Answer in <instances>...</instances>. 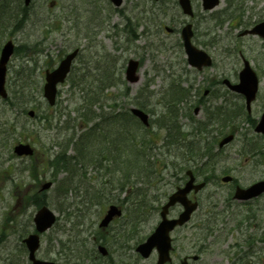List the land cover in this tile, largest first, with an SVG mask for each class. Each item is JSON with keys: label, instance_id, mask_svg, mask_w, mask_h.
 Here are the masks:
<instances>
[{"label": "rangeland", "instance_id": "374dc122", "mask_svg": "<svg viewBox=\"0 0 264 264\" xmlns=\"http://www.w3.org/2000/svg\"><path fill=\"white\" fill-rule=\"evenodd\" d=\"M54 1L52 4V0H35L31 9V13L40 16L41 20L44 17L45 24L27 27L20 32L10 26V30L0 34V44L12 38L20 46L9 64L10 72L14 73L10 88L13 90L18 85L28 88L27 94L20 95L16 107L10 104L13 95H9L8 101L0 99V264L27 260L22 239L27 225L34 224L38 208L34 199L37 197H42L58 215V223L42 237L40 257L58 259L59 250L63 254L62 241L76 244L84 236L88 248L93 245L92 238L109 236L106 240L112 257L101 260L102 264L122 261L156 264V254L142 259L134 247L137 240L154 229L161 204L176 189L179 174H173L172 169L173 164H180V152L184 148L171 147V152H167L168 138L165 142L161 138L157 146L150 145L151 138L160 139L159 136L163 135L164 118L190 128H193V122L199 126L205 116L193 111L198 97L204 96L207 88L211 89L218 79L238 82L243 57L251 62L261 78L260 93L252 105V113L248 115L243 111L237 120L242 134L228 145L226 151L217 152L214 160L207 164L205 160L201 161L206 168L203 173L195 169L201 179L208 178L211 182L198 195L201 207L192 221L194 225L183 232L199 237L198 245L204 247L196 264H264V196L245 205L232 202L234 183L245 187L264 179V136L255 132L253 123L260 118L264 108V38L241 35L245 29L264 20V0H222L213 11L203 10L202 0H193V19L184 15L177 0L158 3L124 0L119 8L109 0H98L100 7L95 5L93 9L85 8L88 3L85 0ZM164 9L167 10L162 12ZM187 20L194 23L195 43L214 58V64L203 71L193 70L185 64L184 51L182 53L178 48L179 32L170 34L165 30V25L180 29ZM28 21L34 20L30 18L25 22ZM126 22L128 26L123 29ZM97 27H101L98 34L92 31ZM129 28L134 31H127ZM118 30L122 32L118 33ZM27 42L32 45H26ZM72 44L84 47L82 54L75 61L69 79L58 87V104L49 107L43 97L44 72L47 67H54ZM161 45L164 49L160 50ZM130 57L142 59L141 78L134 84L127 82L124 73ZM90 69L108 77L102 76V82L76 79L77 72ZM29 87L34 90L30 97ZM179 88L187 96L185 101L181 102L182 97L175 93ZM214 90L224 91V84L219 83ZM234 100L240 109L242 104L245 108L243 98L235 97ZM23 102L27 103L24 108ZM141 104L147 106L145 110L152 119L156 118V124L153 123L150 129L140 124L130 112L132 105ZM30 108L36 111L37 119L29 116L27 110ZM119 111L123 112L127 124L117 121L115 125L103 119L108 112H113L118 119ZM170 111H174L175 116H169ZM45 119L58 120L59 123L52 130H44L47 128L43 129L35 120ZM98 119L102 121L91 141L90 157L83 158L76 147L68 149L71 154L79 155L80 167L89 165L90 171L84 174L77 167L71 174V170L50 168V157L62 152L59 144L70 139L67 135L73 138L76 134L86 133L87 126ZM64 122L73 125L72 132L58 128ZM193 135L194 140H200V136ZM121 139L126 143L122 140L121 144L115 145L114 142ZM21 141L34 145L32 158L14 153L15 144ZM213 147L214 152L218 145ZM132 148L144 150L149 158H142L139 165L112 160L118 149L127 156L119 160H129L133 157ZM155 156L159 160L157 168L154 169V165L144 170L145 162ZM99 163L104 164L100 170L92 167ZM164 163L167 165L165 169ZM153 170L156 173L150 179L147 171ZM227 174L234 177L233 184L221 180ZM45 180L54 181V185L40 192V184ZM64 187L66 192L62 190ZM162 193L164 195L159 196ZM113 201L121 203L118 204L124 207L125 217L114 222L107 231L101 230L100 218ZM179 210L180 207H175L171 214ZM209 219L213 223H207ZM82 220L83 223L79 224ZM126 221L125 230L122 226L119 238L113 240L112 232L116 233V228ZM129 222H132L131 226ZM137 223L139 228L132 234ZM172 236L175 238L176 263L181 256L198 253L193 242L188 240L187 245H183L178 231ZM125 240L130 244L127 250L123 248ZM75 248H81V245L76 244ZM122 251L127 253L126 256ZM85 263L93 264L88 259Z\"/></svg>", "mask_w": 264, "mask_h": 264}, {"label": "water", "instance_id": "95a60500", "mask_svg": "<svg viewBox=\"0 0 264 264\" xmlns=\"http://www.w3.org/2000/svg\"><path fill=\"white\" fill-rule=\"evenodd\" d=\"M116 2V4H120L122 0H113ZM181 4H183L185 11L188 13H191V5L189 4V0H180ZM219 0H204V4L206 8H213L216 4H218ZM190 25L184 28L183 30V37L185 38V48L187 49L189 53V59L190 62L193 65H197L198 67H202L203 65L210 64L211 63V58L208 56L206 52H203L196 48L195 46L192 45L191 43V36H192V30H191ZM252 32H256L259 34L264 35V22L260 23V25L256 26ZM12 45L8 43L6 45V49L3 52V58L1 59L0 62V93L3 96H6V91L4 90V83H5V74H6V68H5V63L7 59L9 58L8 56L12 52ZM76 51L72 52V54L68 55L65 60L62 61L61 66L52 71L47 75L48 77V83L45 84V95L46 97L50 100L51 104L55 102V94H56V83L59 81H62L65 78L66 73L70 69V63L73 59V57L76 55ZM130 65L128 68V73L129 77L131 80H137L139 76L136 75L135 71L139 66V62L135 60L130 61ZM241 79L242 83L238 85L236 88L238 90H242L246 93L247 95V100L249 101L248 103H251L252 98H254L255 93H256V88H257V83L258 79H256V75L254 71L249 68L248 64H246L245 69L241 73ZM133 111L135 114H137L139 117H141L146 123H148V117L147 114L144 113L142 110H139L137 108H134ZM259 130L264 131V118L261 122V124L258 127ZM32 149L29 145H24L20 144L19 146L16 147V152L18 154H32ZM191 180L187 184L185 188L179 189L175 194H173L166 206L163 207L162 210V216H165V214L168 212V208L171 205H174L176 202L181 201L186 205V211L181 214V218L179 220H169L167 221L164 219L163 222L160 223L158 226V230L156 233L151 235L147 241V243L141 245L139 247L140 250L143 251V253L148 256L149 252L151 251L153 246H157L160 251V264H163L167 259L170 251V238H168V233L169 230L174 228L173 226L176 225L177 223H182L186 220L189 219V214L192 210H194L197 206L196 203L194 204H189V201L186 200V194L189 191L191 187ZM51 185V182H46L45 185H43V188H48ZM197 189L199 188L198 186L196 187ZM240 190V189H239ZM264 191V182H259L256 183L255 186L245 189V190H240L237 194L238 197L240 198H249L252 196H256V194H259ZM120 214V211L118 210L117 207L112 206V209L108 212V214L105 216V220L103 223H108L109 220H111L114 215ZM35 222L37 223L38 229L40 231H43L47 229L50 225L55 222V214L52 210H50L47 206H43L41 209H39V212L35 216ZM37 242V237H30L28 239V243H30L31 246V255H33L35 249L37 248L38 244Z\"/></svg>", "mask_w": 264, "mask_h": 264}, {"label": "bare ground", "instance_id": "6f19581e", "mask_svg": "<svg viewBox=\"0 0 264 264\" xmlns=\"http://www.w3.org/2000/svg\"><path fill=\"white\" fill-rule=\"evenodd\" d=\"M17 1H19L22 5H25L26 3H30V0H17ZM85 1H88V3L85 6L86 9H93V7L95 5H97L98 7H100V5H101V3H99L98 0H85ZM190 1L192 2V0H190ZM20 11L23 12V10L21 9V7H20ZM87 11H89V10H87ZM25 14L29 17V19L31 18L34 21L22 22L21 21V18H17L15 20V23L13 25L18 24V27H20V29H18L17 31H19V32L22 31V30H24V29H26L27 27H32V28L35 27L36 28V27H38V25H41V24L43 25V24L46 23V22L44 23V21H45L44 17L41 20L40 19L41 17L39 16L40 17L39 18L38 15H36V14H32V13L31 14L30 13H25ZM17 15L18 14H16L15 17H17ZM10 28L11 27L6 26V24H3V23L0 22V29L2 30L3 33H5V31L10 30ZM146 28H149V27H146ZM52 31H54V30H52ZM92 31H94V33L98 34L101 31V27H97L96 29L93 28ZM117 32L118 33H121L122 31L121 30H118ZM85 35H86V33H85ZM10 40H13V39L10 38ZM25 44L26 45H29V46L32 45L30 42H27ZM79 48L82 51L84 47H80L79 46ZM161 49H164V46L163 45L160 46V50ZM185 64L188 65L193 70H196V69H194V67L191 64V62L189 61V59L185 61ZM77 76L78 77L76 79H78V81H83L85 79H92L91 82H96V81L102 82L103 81V77H102L103 75H101V73L99 75L98 73L93 72L92 69L87 70L86 72H85V70H83L81 72H77ZM224 87H225L226 90H228V86L227 85H224ZM29 89L32 90V91L30 90V93H29V97H30L31 95H33L34 90H33V88H30V87H29ZM4 90L6 91V94L7 95L8 94L13 95L14 101L17 102V101L21 100V99H19V97H20L21 94L22 95L23 94H27L28 88H23L21 85H18L17 88H15L13 90L10 87H8V86ZM101 91H103V90H101ZM100 93L101 94H104V92H100ZM10 104H12V107H16L12 102H10ZM27 111H28L29 116L30 117H33V119H37L38 118V115L36 116V112H34L33 110L30 109V110H27ZM35 121L38 123V125L43 126L42 127L43 129L44 128H47V129H44V130H52L59 123L58 120L56 122V121H54V119L53 120H51V119H45V120H42V121L41 120H35ZM117 121H119V122L122 121L123 124L124 123L127 124V121L125 120V118H124V116H123L122 113L119 114L117 120L112 121L111 123H113V124L116 125L117 124ZM55 122H56V124H55ZM44 126H46V127H44ZM58 128L61 131H63V132L70 133V132H72V130H73L74 127H73V125H71V124H69L67 122H64V123H62L61 127H58ZM40 129H41V127H40ZM87 129L88 130H91V127L90 126H87ZM232 129H233V131H237L240 134H242L241 133L242 127L236 126V127L232 128ZM74 134H75V132H74ZM181 134H182L183 137L191 139V137L188 135V132L182 131ZM194 134L197 137L200 136V140H205V139H207L209 137L210 131H208V129L206 127H204L203 128V131H199V130L197 131V130H195L194 131ZM67 137L70 138V139L67 140V142H63V143H60L59 144L62 152L55 153V155H52L50 157L49 161H48V165L50 166V168H53V167L56 166L58 169H61L62 171H65V172L67 170H71V174H72V172H74V170H75L74 168H77L78 167V169H79V171L81 173L87 174L90 171V167L91 166L88 165V167H87V166H83L82 165V167H80L81 164L79 162L78 155L71 154V152H68V149L69 148L76 147V149H78V150L81 151V153H82L81 156L84 157L85 155L88 154L90 145H92V142L91 141L95 137H93V138L90 139L88 136L86 137L83 133L82 134H76V135L73 136V138L71 137L70 134L67 135ZM71 138H72V140H71ZM230 138H232V141H235L236 136L233 134V132H231ZM70 141H71V143L69 144ZM148 149H150V148H148ZM114 152L115 153H114V155L112 157V160H114V162H117L119 160V158H122V157L123 158H127V156H124V152L120 151V149L115 150ZM129 159H131V157ZM103 165L104 164L99 163V164L93 165L92 167L100 170L101 168L104 167ZM92 184L95 185V182L92 183ZM237 187H242V185L241 184H238ZM65 190H67V189H65ZM65 190H63V191L66 192ZM145 190H147V189H145ZM145 190H144V192H145ZM197 248L201 249L202 251L204 249L203 245L197 246ZM125 263H126L125 261H122V263H116V264H125ZM126 264H131V263H128L127 262Z\"/></svg>", "mask_w": 264, "mask_h": 264}, {"label": "flooded vegetation", "instance_id": "af4514ba", "mask_svg": "<svg viewBox=\"0 0 264 264\" xmlns=\"http://www.w3.org/2000/svg\"><path fill=\"white\" fill-rule=\"evenodd\" d=\"M204 108H205L204 103H201L200 102V106H199V111L198 112H200L201 110H203V112H204ZM210 124L211 123H209V125ZM235 132H237V131H235ZM220 135L223 136V133H221ZM220 135H219V137H220ZM96 257H97V259H99V256H96ZM71 260H72L71 258H62V257H59L57 260H54V261L57 262V264H64V262L71 263L72 264V262L74 260H72V261ZM25 264H28V260L26 261ZM86 264H88V263H86ZM170 264H173V263H170Z\"/></svg>", "mask_w": 264, "mask_h": 264}]
</instances>
